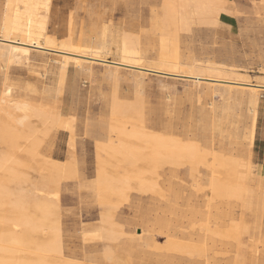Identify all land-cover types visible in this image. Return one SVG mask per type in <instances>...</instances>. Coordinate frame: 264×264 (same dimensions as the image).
Returning a JSON list of instances; mask_svg holds the SVG:
<instances>
[{
	"label": "rangeland",
	"instance_id": "rangeland-1",
	"mask_svg": "<svg viewBox=\"0 0 264 264\" xmlns=\"http://www.w3.org/2000/svg\"><path fill=\"white\" fill-rule=\"evenodd\" d=\"M4 1L5 0H0V22L4 9ZM162 1L163 0L60 1V5L62 4L67 10L71 9L73 12L74 33L75 40L77 41H82L84 37L91 33L93 28L99 27L101 24L111 25L113 29V55H105V57H103L105 61L91 59L92 55L90 54L76 56L77 59H87L89 62L92 60L90 68H78L73 64L68 65L65 70V76L63 74L65 78L62 76V82L59 84L60 72L56 60L61 57V53L31 47L30 59L28 62L22 61L21 63L19 62V64L18 62H14L7 67H3L5 62L0 61V88L2 87L0 89V98L5 87L8 85L11 88V99H23L31 102L34 106L46 107L47 110L57 106L59 114L64 118L69 119V121L73 118V122L70 121L72 126L74 125V135L72 136L74 137V142L72 141L71 145L70 142L68 143V140L70 141V133L64 129L53 126L49 129L48 133L43 136L41 132L39 133L40 122H38L39 119L36 116L31 117L30 119L33 118L31 122H29L31 124H28L32 129L34 126L33 124L38 123V126L35 124L37 128L35 126V129L33 128L36 133L32 134L33 139L36 138L35 143L39 154L38 157L42 156V160H44V158L57 161L65 160L64 162L72 158L73 163L76 160L75 166L77 167L74 169L77 173L74 170L76 173V175L73 176L74 179L72 177V174H74L72 170L70 171L72 173L69 174L72 178L68 177V180H66L67 178L61 179V181L60 179L57 180L56 184H58V181L60 184L59 186L57 185L60 187L59 189L56 188L57 186H55L53 182H51L50 185L47 182L48 186L44 187V191L47 193H53V191H57L58 193L61 225L60 235L62 240V253L65 257L76 261H87L86 263L88 264H264V2L263 0H225L224 9L230 12V20L218 19L216 24L211 23L210 25L192 23L186 29H180L178 31L177 38L179 40V48L181 47L179 49L180 59L185 65L182 66V69H184L182 75L187 74L192 64H195L193 62H196V64L199 63L197 65L204 67V69L208 67L205 64H211L218 67L223 72H228L234 68L233 71H230L231 74L228 72V76L226 77L228 78L230 75L233 76V73H238V75L240 74L238 77L242 76L243 79L241 81H235L238 78L235 77L236 79H234L233 76L231 80L233 82L235 81V83H230L232 81L226 78H221L225 80V82L219 83L206 80L198 83V86L192 79H188L184 76L166 72L165 70H162V73L159 69L155 70L158 56V36L161 27ZM134 11H136V13ZM196 24H198V27ZM187 30L190 32H187ZM123 32L133 34L135 37L138 35V38L130 36L133 39L135 38V41L138 43V49L140 51L139 60L142 62L141 66L138 67L136 65H134V67L117 66V74L114 76L112 71L116 66L113 65L111 61L120 58L118 49ZM187 33L188 35H186ZM31 61L36 62V65ZM28 66L30 68H28ZM149 67L153 68L149 69ZM224 67H226V69L230 67L231 69L226 70ZM40 68H42V71L39 70ZM236 68L238 70H236ZM137 75H139V82L137 80ZM136 83L138 85H136ZM230 84H233L232 86L236 85V88L246 91V87L254 86L257 90L260 89L258 90L259 96L254 107V114L252 113L248 104L247 95L245 94H242L237 99L232 98L228 100L230 107L226 108L227 102L224 101L221 96V88ZM136 88L137 91L135 90ZM134 92L137 93V95H135ZM54 101L57 102L56 105ZM142 103H144V105H142ZM115 104H118L120 107L127 104L124 106V110L126 113L128 112L127 114H132L131 116L133 117L124 119L112 114V108ZM135 104H138L136 106L137 108ZM0 105L2 106L1 101ZM1 106L0 108H2ZM125 107H127V109H125ZM128 107H131L130 109L133 112H131ZM197 109L199 110L197 111ZM135 114H137V117H134L136 116ZM253 116H256L254 117L256 118L255 121ZM82 118H84L83 121ZM137 118H140L139 120L141 121ZM6 120L4 112L0 110V127ZM32 122L34 123L32 124ZM12 124H14V122ZM139 124L146 132H157L176 139L179 138L180 141L184 143L196 142L206 150L212 151L213 154L229 158L232 157V159H236V161L242 162V164L246 161L247 165L250 166L254 172L251 180L248 181V187L251 192H253V195L247 198L246 203H248L244 206L241 200L238 201L239 199L236 198L210 199V190L208 186L211 172L208 167L202 164L198 165L193 178L192 175H190L191 171H189L190 168L188 166L173 167L174 169L170 166H164L160 169L157 168L155 170L157 171V174L155 173L157 176H154V179L156 177L154 182H157L155 188L157 189L158 186L159 188L157 190L153 188V191L151 190L152 192L149 190L150 192L147 193L138 192V190L135 191L134 188H130L132 189L130 191L127 189L124 192V196H126L124 198L129 196L126 199L127 202L125 199L124 202H120L123 197L110 196L109 194L107 196L106 193L100 192L97 188L95 189L94 178L97 174L95 167L98 168L97 146L103 148V153L101 155L105 159V167H109L113 175L116 173L119 174V172V175L123 174L124 171L129 168L128 163H122V161L119 160L121 159L119 156H117L118 158L116 156H109L106 150H108L110 141H116L120 137L121 140L124 139L120 132L126 133L129 127H133L134 125L139 126ZM251 130H254L252 134ZM31 131L33 132V130ZM112 132L115 134L119 133V135H117L116 138L112 137ZM78 133L80 134L79 136ZM36 135H39V138ZM250 138H254V140ZM33 139L29 140L32 141ZM37 139H40V141ZM29 140L25 138L19 139L18 146L17 142H15V145L11 146L0 141V156L6 153H10L8 155L11 156L16 153L12 156L17 158L11 156L13 162H9V164L11 163V165H14L12 166L13 169L17 168L19 170L16 169L17 171H15L16 173L19 172V179L20 177L24 179H20V181L16 178L6 183V179L3 177L4 170L0 168V190H4L6 187L11 190V192L17 194V192H19V187L25 185L21 188L26 192L28 191V193H32L34 192V188H31V185H37L38 180L40 179L39 181H42V178L46 176H44V169L41 167L42 163L45 162L42 161L41 163L40 157L39 159L38 157L36 158V156L31 157L29 153H26V146L30 143ZM251 143H253V145ZM124 145H126L125 141ZM8 148L11 152L8 151ZM26 156H29V160H27L28 158ZM249 158L250 160H248ZM116 159H118V165ZM20 160L24 161L20 162ZM30 160L32 163L30 162L29 164ZM108 160H110L112 164ZM144 163L145 162L142 161L141 164L140 161H137L134 164L135 167H137V165L141 167L146 165V163ZM1 164L0 162V166ZM9 164L7 163L6 165ZM31 164H35L34 167L37 168H34ZM117 166H120V168H117ZM255 166L257 168H255ZM28 168H33L35 170L29 169L27 172ZM109 168L106 170L108 171ZM144 168L146 167L144 166L143 169ZM117 174L116 176H118ZM38 175L39 177L37 178ZM147 176L149 177V175ZM2 178L3 180L5 179V182ZM196 179L198 181H196ZM26 180H32V184L30 185L29 181L27 185L24 184ZM2 181L7 186L9 185L10 188L9 186H5ZM14 185L17 188H15ZM193 187L196 188V190H194ZM48 188H50L51 191L45 190ZM85 188L92 190L89 191V189L87 190ZM157 191L158 194H162L157 195ZM117 200H119L121 205L117 203ZM107 201L111 202V204ZM103 202L107 204L104 206ZM113 202H116L117 206ZM101 203H103V206H101ZM117 207L118 210L116 209L114 211ZM7 209H9V207ZM99 211L102 214L105 211L106 214L111 212L110 215H112H108V221L113 222L114 219V223L106 222V224L103 222L104 225L106 224V229L109 228L111 235L109 238L107 235H104L105 238L97 239L94 242H92L93 240L84 242L81 239L80 232L83 227H97L100 225L102 214L99 213ZM111 218L113 219L111 220ZM234 222H238V224H234ZM116 224L118 226H116ZM199 225L201 227H199ZM119 226L121 229L123 228V233L121 229L119 231L116 230ZM230 226L233 229L232 231H234V233L236 232L235 239L232 236L231 239L228 236H223V238H221L222 236L216 235L220 231V233H227V230L231 229ZM208 230L210 232H208ZM47 233H51L50 230ZM172 238L173 241L181 243L183 241L192 243L193 245L198 244L196 246L194 245L196 250L193 252L194 254L192 253L193 256H190L189 253L182 254L179 251L175 252L167 247V243L171 241ZM115 240L117 241L115 242ZM154 240L156 243H154ZM222 243L223 245H221ZM159 244H161V246L165 244V248L167 249L162 246L163 248L161 247L162 249L160 250ZM201 245L205 248H202ZM240 245L241 248L239 247ZM200 247L202 248L201 252L195 254L196 251H200ZM18 254L20 253L18 252ZM84 254L91 255L88 256ZM110 254L111 257L107 259V255ZM20 255H22V253ZM89 257L91 259H89Z\"/></svg>",
	"mask_w": 264,
	"mask_h": 264
},
{
	"label": "bare ground",
	"instance_id": "bare-ground-1",
	"mask_svg": "<svg viewBox=\"0 0 264 264\" xmlns=\"http://www.w3.org/2000/svg\"><path fill=\"white\" fill-rule=\"evenodd\" d=\"M60 1H62V0H5L4 1L5 3L3 2L4 3V9H3L2 17H1V22H0V61L5 62V65L3 67H7V66H9V64H13L14 62H18V64H19V62L21 63L22 61L28 62L30 59V50H31L30 48L31 47L36 48V49L37 48L38 49H47V50L60 52L61 57L56 60V63L58 64V70L60 72V76H59L58 81H59V84H61L62 78L66 74L65 70H66L68 65L73 64L75 67H78V68H84V67H86L87 69L90 68V63L92 60L89 62L87 59H77L78 56H81L83 54H90V55H92V57L89 55L91 57V59L105 61V58H103V57H105V55H108V54H109V56L113 55L112 54V53H114L113 52V45H112V40H113L112 31H113V29L111 28V25L101 24L99 27L93 28L91 33L89 35H87L86 37H84L82 39V41H77V40H75V33H74L73 12L71 9L67 10L62 4L60 5V3H59ZM162 2H163V5L161 8L162 9L161 27H160L159 36H158L157 66H155V70L159 69L160 72L162 70H165L166 72L175 73L176 75H179V76H184L188 79H192L194 81V83H196V84L203 82V81H206V80L212 81L213 83L225 82V80H223L221 78H226L227 80L230 79V81H232L231 79L233 76H234V79H236L235 77L238 78L235 81L243 80L242 76L238 77V76H240V74L238 75V73L237 74L233 73V76L230 75L228 78L226 77V76H228V72H229V74H231L230 71H233L234 68L232 70L229 67L227 69H231L230 71L223 72L218 67L213 66L211 64L210 65L205 64L208 67L206 69H204V67L197 65L199 63L196 64V62H193L195 64H192V67L189 68V70L187 71V74L184 73L185 75H182L183 74L182 72L184 70V69H182V66L184 64L181 62V59H180L179 49L181 47L179 48V40L177 38L178 31L180 29H186L192 23H199V24L202 23V24H206V25L209 24L210 25L211 23L216 24L218 22V19L230 20L231 19L230 12H228L224 9L225 0H163ZM263 2H264V0H263ZM129 3H131V2H129ZM134 12L136 13V11H134ZM129 15H130V13H129ZM197 25L198 24H196V26ZM211 26H213V25H211ZM187 32H190V31L187 30ZM130 35L132 37H135L133 34H127L124 32L122 33L120 44H119V49H118L120 58L117 60L111 61V63L116 66V68L113 70L114 76H116V74H117V72H116L117 66H133V67H134V65H136L137 67L141 66L142 61L140 62V60H139L140 59L139 58L140 57V51L138 49V43L135 41V38H138L137 37L138 35H136V37L134 39ZM186 35H188V33ZM191 40H192V38H191ZM36 52H37V50H36ZM187 54H188V52H187ZM260 54H261V52H260ZM255 58H257V57H255ZM259 61H261V60H259ZM31 62H34V61H31ZM34 63L36 65V62H34ZM39 63H42V62H39ZM243 64H245V63H243ZM22 66H24V65H22ZM187 67H190V66H187ZM220 67H221V65H220ZM24 68L28 69L30 67L28 66V68L27 67H24ZM150 68L152 69L153 67H149V69ZM41 69L42 68H40L39 70L42 71ZM43 69H44V67H43ZM224 69H226V67H224ZM236 70H238V69L236 68ZM80 72H81V70H80ZM5 73H7V72H5ZM63 74H64V76H63ZM137 76H138L137 80L139 82V75H137ZM58 81H57V83H58ZM63 81H64V79H63ZM235 81L234 82L232 81L230 83H235ZM116 82H118V81H116ZM245 83H246V81H245ZM247 83H249V82H247ZM249 84H251V83H249ZM136 85H138V84L136 83ZM217 85H219V84H217ZM232 85L231 84L225 85L221 88V96L224 99V101L227 102L226 108L230 107L228 100H230L232 98L237 99L242 94H245V95H247L248 104L252 110V113L254 114V112H255L254 107L257 103V99L259 96L258 90H260V89L257 90V88L253 86V87H246V89H247V91H246L244 89L236 88V85L235 86H232ZM198 86H199V84H198ZM135 90L137 91V88ZM10 93H11V88H10V86L7 85L5 87L3 93H2L1 98H0V101L2 104V106L0 105L2 107V108H0V110L2 112H4L6 119H7L5 121V123H3V125L0 127V141L2 143H7L8 145L13 146V145H15V142H17V146H18L19 139H22V138H25L26 140L33 139L32 134L36 133V132H34V129H35L34 126L37 128L38 123L36 124V123L32 122V124L34 123L33 124L34 129L33 128L31 129L28 124H31L29 122H31V120L33 119V118L30 119V118L33 116L34 117L36 116L39 119V121L38 120L37 121L40 122L39 123L40 129L38 128L39 133L41 132L43 134V136H45L48 133L49 129L53 126L57 127V128L64 129L70 133L69 134L70 141L68 139L67 140H68V143L70 142V145H71V142L73 141V138H74V137H72L74 135V133H73L74 132V128H73L74 125L72 126L70 121L73 122V120H72L73 118L70 121H69V119L64 118L61 114H59L57 106H55L54 108L52 107V109H50V110H47L46 107L34 106L31 102L23 100V99H11ZM112 93H114V92H112ZM88 94H89V91H88ZM134 94L137 95V93H135V92H134ZM57 95H55V96H57ZM175 99H176V97H175ZM55 101H56V99H55ZM55 101H54V103L56 105L57 102H55ZM57 101H58V99H57ZM122 103H123V101H122ZM126 105H123L121 107L118 104L113 105V108H112L113 113L112 114H115L116 116L122 117L124 119L125 118H132L133 117V116H131L132 114L129 115V114H127L128 112L126 113V111L124 110V106H126ZM137 105L135 104V107ZM142 105H144V103H142ZM84 107H85V105H84ZM142 107H144V106H142ZM130 108H129V110L131 112H133ZM125 109H127V107H125ZM139 110H140V108H139ZM198 110L199 109H197V111ZM139 113H140V111H139ZM212 113H213V111H212ZM256 113H255V115H256ZM217 114H219V113H217ZM135 115L136 116H134V117H137V114H135ZM141 115H142V113H141ZM254 117H256V116H253V118ZM74 118H75V116H74ZM83 119L84 118H82V121H83ZM124 119H122V120H124ZM137 119L139 120L140 118H137ZM255 119L256 118H254V121H255ZM142 120H143V116H142ZM12 121L14 122V124H12L13 123ZM139 121H141V120H139ZM80 123H78V124H80ZM126 123H127V121H126ZM127 125H128V123H127ZM122 129H124V128H122ZM252 129H253V127H252ZM31 130H33V132ZM219 130H220V128H219ZM114 131L116 132L115 129H114ZM253 131L251 130V134L253 133ZM212 132H213V129H212ZM111 134H112V137H115V138L117 137V135H119V133L115 134L114 132H112ZM120 134L125 140L124 139L121 140V137H120L116 141H114V140L110 141V145L108 147V150H106V152L111 157L119 156V158H121L119 160H121L122 163L123 162H126V164L128 163L130 170L128 168L121 175H119L120 172H119V174L116 173L118 176H116V174L113 175V173H111V171H110L111 169L109 167H108L109 170L107 171L106 169H108V168H107V166L105 167V163H106L105 159L101 155L103 153V148L101 146H97V158H98L97 166H98V168L95 167L97 170L96 171L97 174L94 178V188L95 189L97 188V190L99 189L100 192L102 191L103 193H106L107 196L109 194L110 196L114 195V196L123 197L122 200H120V202H122V201L124 202L129 197L128 196L127 198H124V197H126V196H124V192L127 189L130 191V190H132L130 188H134L135 191L138 190V192L141 191V192H145V193L150 192L151 190L153 191V188H155V186L157 184V182L156 183L154 182L156 179V177L154 179V176L157 174L156 173L157 171H155V170L157 168L160 169L164 166H167V167L170 166L172 168L173 167H186V166H188L190 168L189 171H191L190 175H192V178H193L194 172L197 170L199 164H202V165L208 167L209 171L211 172V176H210V180H209V186H208L209 190H210V199L236 198V199H239L238 201L241 200V202L245 206V204L248 203V202L246 203L247 198L250 195H253V192H251V190L248 187V181L251 180L252 174L254 172L252 171L251 167L247 165L246 161L245 162L243 161L244 163L242 164V162L240 163V162L236 161V159L235 160L232 159V157L229 158V157H224L222 155L213 154L212 151L206 150L205 148L199 146L196 142L195 143H188V142L184 143V142L180 141L179 138L176 139L174 137H170V136H167L165 134H161V133H157V132H151V131L146 132L144 130V128L142 126H140V124H139V126L134 125L133 127H129L128 132H126V133L120 132ZM79 135L80 134L78 133V136ZM253 135H255V134H253ZM36 136H38V138H39V135H36ZM35 139H33L32 141L29 140L30 143L28 145L26 144L27 146L26 145L25 146L27 148L26 153H29V155L31 157L36 156V158H37L39 154L37 152ZM252 139L254 140V138H252ZM37 140L40 141V139H37ZM124 141H125L126 145H124ZM22 142H24V141H22ZM251 144L253 145V143H251ZM19 146L21 147L20 143H19ZM21 149H24V148H21ZM3 151H1V152H3ZM8 151H10L9 148H8ZM71 151H72V148H71ZM22 152H24V151H22ZM74 152H76V151H74ZM8 154H10V153L2 154L0 156V162L2 163L0 168H2L4 170L5 174L3 173V177L6 179V183H7V181L11 182L12 180H15L16 178L18 180L21 179V177H20V179L18 177V176H20L19 172H17V173L15 172L18 169L17 168L13 169L12 166H14V165H11V163L9 164V162H13L12 157L16 153H14V154L11 153L13 155V156L11 155L12 157ZM39 157L41 159L42 156H39ZM39 157H38V159H39ZM248 157H250V156H248ZM13 158H17V157H13ZM27 158H28L27 160H29V156ZM72 160L73 159L71 158L70 160L68 159L66 162H64L65 160L64 161H57V160H53V159H51V160L50 159L48 160L45 158H44V160L41 159V163H42V161L45 162V163H42V165H41L42 169H44V173H45L44 176L46 175L48 177H46V176L43 177L42 181H39L40 180L39 179L37 182L38 184L34 185V186L32 184V180H26V182L24 184L27 185V182L29 181V184L30 185L32 184L31 188L32 187L34 188V190H33L34 192H32V193H28V191L26 192L25 190H23L21 188V187H24L25 185L19 187V192H17V194L11 192V190L7 189L6 187L4 190L3 189L0 190V264H88V263H86L87 261L86 262L76 261V260L70 259L68 257H65L63 255V253H62V240H61V235H60L61 234L60 233V226L61 225H60V211H59L60 207L58 205V193H57V191H55V192L53 191V193H47L44 191V187L48 186L47 185L48 183L50 185V183L53 182L55 184V186H57V185L59 186L60 185L59 181H58V184H56L58 179H60V181H61V179L63 180L65 178H67L66 180H68V177H71V175L69 176V174L72 173L70 171L73 170V172H74V170L76 169L75 167H77V166H75L76 160L74 161V163ZM117 160L118 159H116V162H117ZM248 160H250V158ZM22 161H24V160H22ZM22 161L20 160V162H22ZM108 161H110V160H108ZM137 161H140L141 164H142V161L145 162L146 165H144V166L146 168L143 169L144 166L140 167V165L139 166L137 165V167H135L134 163ZM30 162H31V160L29 161V164H30ZM7 163L9 165H6ZM111 164H112V162H111ZM249 164H251V163H249ZM15 165H16V163H15ZM34 165H32V166L34 167ZM115 165H116V163H115ZM117 165H118V162H117ZM256 166H255V168H257ZM118 167L120 168V166H117V168ZM34 168H37V167H34ZM29 169L30 168L27 169V172L29 171ZM20 170H21V168H20ZM24 170H22V171H24ZM30 170L34 171L35 169L32 168ZM116 170H118V169H116ZM75 172H76V170H75ZM75 172H74V174H72V177L76 175L77 172L76 173ZM187 172H188V170H187ZM22 174H24V173H22ZM152 174H154V175H152ZM34 175H35V173H34ZM147 175H149V177ZM25 177H26V175H25ZM38 177H39V175L37 176V178ZM22 178H24V177H22ZM73 179H74V177H73ZM2 180H3V178H2ZM21 180H24V179H21ZM205 180H206V177H205ZM196 181H198V180L196 179ZM20 184H22V183H20ZM64 185H65V183H64ZM5 186H7V185L5 184ZM58 186L56 188L59 189L60 187H58ZM9 188H10V186H9ZM15 188H17V187L15 186ZM50 188H48L49 190L48 189H45V190L51 191ZM158 188H159V186L157 187V189ZM201 188H204V187H201ZM85 189L88 190L89 188H85ZM157 189L155 188V190H157ZM198 189H199V187H198ZM90 190H92V189H89V191ZM194 190H196V188H194ZM200 190H202V189H200ZM93 191H95V190H93ZM159 191H161V190H159ZM59 192H60V190H59ZM208 193H209V191H208ZM156 194L161 195L162 193L158 194V191H157ZM144 197H145V195H144ZM99 198H97V199H99ZM105 199H106V197H105ZM117 199H118V197H117ZM262 199H263V197H262ZM109 200L112 201L111 199H109ZM97 201H99V200H97ZM100 202H102V201H100ZM126 202H127V200H126ZM103 203H101V206H103V205L105 206V204H107V203H104V204ZM108 203L111 204V202H108ZM117 203H119V200H117ZM117 203L115 202L114 204H116V206H117ZM119 204L121 205V203H119ZM119 204H118V206H119ZM7 206L9 207V209H7L8 208ZM112 209H114V208H112ZM116 209L118 210V207L115 208L114 211ZM105 212L102 214L99 211V213L102 214V218H100V219H102V221H101L102 224L100 223V225L97 227H83L82 228L80 233H81V239L84 242H90L92 240H93L92 242H94L97 239H101V238L103 239V238H105L104 235H107L108 238L110 237V235H111L110 230H109L108 226H107L108 229H106L105 225L107 224L106 222H109L108 221L109 220L108 215H110L111 212L109 211L110 212L109 214H106ZM113 218H111V220ZM103 222H105L106 224L104 225ZM235 222H234V224H238V222L237 223H235ZM109 223L113 224L114 219H113V222H109ZM248 225H250V224H248ZM116 226H118V225L116 224ZM194 226H196V225H194ZM260 226H261V224H260ZM199 227H201V226L199 225ZM112 229H114V228H112ZM120 229H121V227L119 226L118 229H116V230L119 231ZM49 230L51 233H47V232H49ZM121 230L123 233V228ZM232 230L233 229L231 227L230 230H227V233L222 232L223 233L222 234V233H220L221 232L220 231L217 234L216 233L215 234L219 235L220 237L222 236L221 238H223V236H228L230 238L232 236L234 238V237H236V234H235L236 232L234 233V231H232ZM206 231H207V229H206ZM208 232H210V231L208 230ZM242 234H243V231H242ZM123 235H125V234H123ZM123 235H122V237H123ZM131 236H133V235H131ZM213 236H215V235H213ZM119 237H120V235H119ZM116 241L117 240H115V242ZM104 242H105V239H104ZM154 243H156V241ZM159 245H160V248H159L160 250L163 247L165 248L167 246L170 249L174 250L175 252L179 251L182 254L189 253L190 256H193L192 253L195 252V250H196L195 246L198 244H194L195 245L194 246L192 243H186L183 241L181 243V242L173 241V238H172V240L169 241L166 246H165V244L162 245L163 247L161 246V244H159ZM218 245H219V242H218ZM221 245H223V243ZM107 246H109V245H107ZM202 246L203 245H201V247ZM207 247H206V249H207ZM239 247L241 248V245ZM105 248H106V246H105ZM202 248H205V247H202ZM202 248L200 249V251H196L195 254H197V252H201ZM165 249H167V248H165ZM258 251H259V249H258ZM18 252L20 254L22 253V255L18 254ZM103 252H104V250H103ZM84 253H85V250H84ZM256 254H258V253H256ZM84 255H88V254H84ZM90 255H88V256H90ZM220 255H222V254H220ZM110 257H111V254L107 255V259H109ZM186 258H188V257H186ZM89 259H91V258L89 257ZM89 259H86V260H89ZM237 263H238V261H237Z\"/></svg>",
	"mask_w": 264,
	"mask_h": 264
},
{
	"label": "crops",
	"instance_id": "crops-1",
	"mask_svg": "<svg viewBox=\"0 0 264 264\" xmlns=\"http://www.w3.org/2000/svg\"><path fill=\"white\" fill-rule=\"evenodd\" d=\"M228 1H235V0H228ZM237 1V0H236ZM238 3V2H237ZM113 72V71H112Z\"/></svg>",
	"mask_w": 264,
	"mask_h": 264
}]
</instances>
